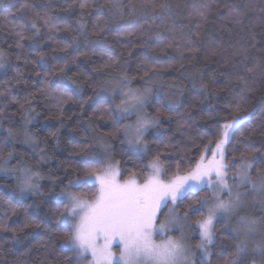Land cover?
Masks as SVG:
<instances>
[{"label":"trees","instance_id":"1","mask_svg":"<svg viewBox=\"0 0 264 264\" xmlns=\"http://www.w3.org/2000/svg\"><path fill=\"white\" fill-rule=\"evenodd\" d=\"M21 2L22 0H0V51H3L5 57V66L0 69V91L9 88L11 95L19 100L18 103H9L10 96L0 97V107H3V113L0 114V141L6 139L5 128H12L14 132L22 129L24 108L27 107L24 101L26 97H30L35 115L28 130L37 137L39 149H42L46 159L42 163H36L32 151L18 140L15 142L16 156L19 158L23 154L29 164L39 167L42 174L41 188L40 193L35 196H19L15 181L11 177L0 176V197L3 198L0 200V220L6 219L8 227L14 230L0 229V260L6 261V264H18V261L31 264L32 260L44 253L46 245L52 244L58 251L51 259L56 264H67L65 257L73 254L59 250L64 243L59 233L67 232V227H61L59 233L48 229L60 225L63 219L57 214V209L63 210V205L57 202V194L66 188L69 181L83 178L87 169L101 166L100 160L86 156L91 154L92 143L97 137L106 135L114 127L113 120L103 111H97L113 108L118 104L117 97L113 98V81L118 82L126 74L131 81L127 87L143 88L148 79H141L144 71L155 68L160 73L145 84L154 88L147 112L155 115L156 108H162L159 131L153 128L146 134V153L130 154L126 145L121 143L123 136L117 134L114 138H109L112 145L110 154L119 162L121 170L139 171L159 151L162 153V162L171 175L177 170V165L181 172L193 167L203 152V145L208 144L210 139L218 138L216 128L226 122L228 107L241 102V86L235 79L240 73L235 72L231 64H225L221 56L206 57L203 48L190 61L189 53H185L182 60L177 51L166 47L167 41L174 35L168 30L169 26H175L178 32L193 27L188 24L186 17L193 4H203L206 0H167L171 10L161 12L155 23L150 18L148 23L145 22L143 12L139 10L140 0H89L91 6L83 10L79 5L84 0H30L32 10L24 14L22 20L18 13ZM253 2L254 0H214L210 22L202 29L199 43L214 42L228 46L230 35H235L239 30L235 29L230 34L221 28L226 23L223 17L229 11L225 5H230L239 12H246L245 24H248L255 23L260 15L258 11L249 10V5ZM255 2L258 5V0ZM133 4L137 5L136 11L129 7ZM37 13L40 16L47 13L52 24L59 25L60 30L49 32L42 23H38V38L24 40L23 49L17 48V38L8 31L11 23L30 22L36 18ZM81 24L84 25L83 30L80 29ZM65 25L67 30H64ZM228 27L233 26L228 24ZM101 28L104 30L100 31ZM254 31L258 40L264 36V27L257 24ZM33 34L32 31L26 32L28 37ZM244 34L249 33L246 30ZM49 36L53 39H49ZM66 45L68 47L65 49ZM261 49H264V41L257 48L249 49V59L264 60V51ZM40 53L44 54L42 61L39 59ZM112 60L116 61L113 67H103ZM167 65L172 67H166ZM61 68L64 69L66 78L70 77L75 81L67 89L73 99L63 106L62 115L39 92L44 74L59 73ZM17 72L20 73L19 82ZM50 79L55 81L56 77ZM153 83L157 84L156 88ZM201 84L207 85V90ZM249 84L252 90L242 93V104L247 111L254 112V115L227 146L229 158L239 157L245 149H258L257 159L264 153V79L256 76L254 82L249 80ZM183 121L192 126H185L182 129L185 135L182 136L177 129ZM120 124H124V120H120ZM241 132L244 133L243 136ZM178 143L183 151L164 149L165 144ZM3 155L6 156L7 152ZM70 189L86 193L96 190L91 184ZM199 195L202 196V192ZM197 198L189 195L178 209L180 214ZM9 204L15 206V214L10 213ZM196 207L199 208L200 205ZM5 213L9 215L5 217ZM201 214H204L203 210L193 215L192 220L199 219ZM29 222L34 223L30 227H24ZM216 228L217 238L211 249V259L212 264H223L233 251L235 241L223 231L222 222L217 223ZM14 236L16 239H13ZM196 239L197 236L192 239L193 244ZM72 264H77L76 259L72 260Z\"/></svg>","mask_w":264,"mask_h":264},{"label":"snow or ice","instance_id":"2","mask_svg":"<svg viewBox=\"0 0 264 264\" xmlns=\"http://www.w3.org/2000/svg\"><path fill=\"white\" fill-rule=\"evenodd\" d=\"M90 6L89 0H84L79 5L82 10ZM129 7L132 11L137 10L135 4ZM213 7L214 0H206L199 5L193 4L186 17L188 24L193 27L178 32L175 26H169L168 30L174 35L167 41L166 47L177 51L182 60L185 53L190 54V61L195 59L201 48L204 49L206 57L221 56L225 64H231L233 70L240 73L235 79L241 86V102L228 107L229 116L225 118L226 122L216 128L218 138L210 139L208 144L203 145V152L195 166L185 170L184 174H181L180 166L177 165V170L169 175L159 151L139 171L121 170L118 161L104 159L111 152L109 138L120 134L124 137L121 143L126 144L130 154H145L148 149L146 134L153 128L159 131L162 115L161 107L156 108L155 115L145 111L151 89L145 87L141 91L128 88L130 78L126 74L123 75L117 84L119 91L113 89V98L119 95L120 102L113 108L97 110L103 111L114 124L111 132L99 137L98 142L103 149L99 161L101 166L87 169L83 178L69 181L66 188L57 194V202L63 205V210L57 209V214L63 219L60 225L48 231L59 233L61 227H67V232L59 233L64 240L59 250L73 254L71 257H65L67 264H72L73 259L77 260V264H82L89 256V264H212L211 249L217 238L216 225L221 222L224 225L223 231L235 241L233 251L223 264H264V153H261L260 159L256 158L258 149H245L239 157L229 158L227 155V146L232 143L245 122L254 115V112L243 107L242 93L252 90L250 79L253 82L256 76L264 79V60L248 57L249 49L257 48L258 44L264 41V36L258 40L254 31L257 24L264 27V0H258V5L254 0L249 5V10L258 11L260 15L255 23L248 24H245L246 12H239L234 7L225 5L229 11L223 17L226 23L221 25V28L230 34L235 29L239 30L235 35H230L226 47L223 43H199L202 29L210 22ZM31 10L30 0H22L18 9L19 19L22 20L23 15ZM139 10L143 12L146 23L149 18L155 23L161 12L171 10V5L167 0H140ZM38 23H42L49 32L60 30L59 25L52 24L47 13L43 16L37 13L36 18L30 22H13L8 31L17 38V48L23 49L24 40L38 38ZM228 24L233 27L229 28ZM83 28L84 25L81 24L80 29ZM64 30H67L66 25ZM246 30L249 34H244ZM28 31L34 33L32 37L26 35ZM49 39L53 37L49 36ZM67 47L66 45L65 49ZM238 57L243 59L238 60ZM4 58L3 51H0V69L5 66ZM17 59H20V56H17ZM39 59H44L43 53L39 54ZM115 64L116 61L112 60L103 67L110 68ZM249 64L252 66L249 67ZM180 66L183 68V63ZM166 67L170 68L172 65ZM159 74L155 68H151L144 71L141 79L147 77V85ZM19 75L17 72V82ZM50 77H56V80ZM73 84L75 81L70 77L66 78L64 69L61 68L59 73L44 74L39 92L51 101L57 112L62 115L63 106L73 99L67 91ZM201 87L207 90V85L201 84ZM6 95L11 97L9 103L19 102L16 96L11 95L9 88L0 91V97ZM24 103L27 105L24 108V125L27 129L34 118L35 108L30 97H26ZM245 112L247 114H243ZM2 113L3 107H0V114ZM132 116H135L132 123L120 124V120H128ZM185 126L190 128L192 125L187 121L178 125L177 131H180L182 136L185 135L182 131ZM243 135L241 132V136ZM16 140L17 133L9 128L6 139L0 141V173L14 176L21 194L36 192L39 189L40 173L23 164V156H16ZM22 143L30 145L33 149L39 147L37 137L27 130L23 133ZM168 148L175 151L184 150L179 143L165 144L164 149ZM5 152L6 156L3 155ZM45 159V154L41 152L40 160ZM14 160L15 164L12 163ZM88 184L96 190L90 193L68 190L83 188ZM202 191H207V195L200 196ZM189 195L198 198L192 200L181 215L178 209ZM2 199L0 197V200ZM196 205L200 207L197 208ZM205 208L206 214H201L199 219L193 221L192 216L201 213ZM245 208H259V214H241ZM9 210L11 214L16 212L15 206L11 204ZM8 215L9 213H5V217ZM33 223L29 222L24 227H30ZM193 227L199 233V242L195 245L185 235V229L192 230ZM0 229L14 231L8 227L6 219L0 220ZM173 232H179V235H173ZM114 247L118 248V254ZM57 251L52 244H48L44 253L32 260L31 264H56L51 257ZM0 264H6V261L0 260ZM18 264L23 262L18 261Z\"/></svg>","mask_w":264,"mask_h":264},{"label":"rangeland","instance_id":"3","mask_svg":"<svg viewBox=\"0 0 264 264\" xmlns=\"http://www.w3.org/2000/svg\"><path fill=\"white\" fill-rule=\"evenodd\" d=\"M117 84H118L117 81H113V85H111V86H112L113 89H116V91L118 92V91H119V88L117 87ZM153 85L155 86V88L157 87V84H156V83H153ZM145 87H148V88L151 89V92L149 93V98H150V95L154 92V90H153L154 88H153L152 86H146V85L144 84L143 88H137V87H131V86H129L128 88H132V89H140L141 91H143ZM113 89H112V91H113ZM125 90H127V88H126ZM115 97H117V102L119 103V102H120V96H119V95H116ZM145 111L147 112L146 109H145ZM134 120H135V116H132L130 119H128V120H124V123H132ZM33 121H34V120H32V123H33ZM28 126H29V125H28ZM28 126H27V129H25V125L23 124L22 129H20V130H16L15 133H17V140L21 143V145L25 146L26 149L29 148V149L32 151V153H33V157H35V158H33V159H34V161H36V163H39V162L42 163V161L40 160V153H41V150H42V149H39L40 147H37V148L33 149L30 145H26V144L22 143V140H23V133H24V131H25V130L29 131V130H28ZM0 130H2L1 126H0ZM4 130H5L6 134H7V130H8V128H5ZM29 132H30V131H29ZM123 139H124V137H123ZM17 140H16V141H17ZM98 141H99V136L97 137V139L95 140V142L92 143V146H91V154H88V155L86 156L87 158L95 157L96 159L100 160V158H101V153L103 152V149L101 148L100 143H99ZM125 145H126V144H125ZM126 147H127V146H126ZM22 155H23V154H22ZM22 155H19V157H21ZM23 156H24V155H23ZM104 159H105V161H107V160H109V159H110V160H114V159L112 158L111 154H109L108 156H105ZM24 161H26V160H25V157H24V160H23V164H26V165H28V166H30V167L36 169V170L40 173L39 189H38V191H36V192H27V193L21 194V193L19 192L18 185H17V181H16V179H15L14 176H10V175L5 174V173H0V176L3 175V176H6V177H11V178L15 181L16 191H17V193H18L19 196H30V195H31V196H35L36 194H39V193H40L39 191H40V188H41V187H40V183H41V176H42V174H41V172H40L38 166H37V167H33V165L29 164L27 161H26L27 163L24 162ZM43 161H44V160H43ZM12 163L15 164L16 161L14 160ZM194 166H195V165H194ZM194 166H193V167H194ZM230 172H231V170H230ZM181 174H184V172H181ZM75 180H77V179H75ZM75 180H73V181H75ZM68 190H69V191H72V192H77V191L74 190V189H68ZM206 195H207V191H202V196H206ZM169 206H171V205H169ZM202 210H203V213L206 214L207 209L205 208V209H202ZM165 211H167V209H165ZM244 213H249V214H256V215H258V214H259V208H257V209L245 208V209L242 210V213H241V214H244ZM181 215H183V214H181ZM161 219H163V218H161ZM172 234H173V235H179V232H173ZM185 235H186V237L189 239V241H190L191 243L193 242L192 239L195 238L196 236H197L196 243L199 242V233H198L197 231L194 230V227H193L192 230H189V229L186 228V229H185ZM258 238H259V237H257V239H258ZM196 243H195V244H196ZM192 244H193V243H192ZM195 244H193V245H195ZM114 251H116L117 254H118V251H119V250H118V248H115V247H114ZM90 260H91V257L89 256L88 260H87V261H83L82 264H89V261H90ZM76 262H77V260H76Z\"/></svg>","mask_w":264,"mask_h":264}]
</instances>
